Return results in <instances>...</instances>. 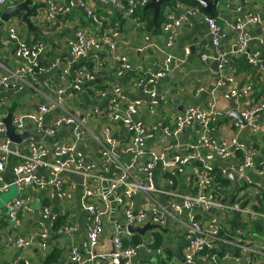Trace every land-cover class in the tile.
Segmentation results:
<instances>
[{"label":"built area","instance_id":"obj_1","mask_svg":"<svg viewBox=\"0 0 264 264\" xmlns=\"http://www.w3.org/2000/svg\"><path fill=\"white\" fill-rule=\"evenodd\" d=\"M35 1L40 4L38 13L37 9H33L32 17L37 20L41 18L42 22L57 26L62 22V18L70 15L74 8H78L83 10L92 22L93 31H87L82 25L75 27L73 37L67 40L71 60L63 63L58 75V84L43 80V88L40 89L33 81L38 75L48 71L39 60L45 49L44 42L38 40L27 45L20 37L16 24L8 27V36L15 44L14 52L20 63L0 73V94L3 91L20 94L24 89H29L39 97L40 102L34 109L21 110L13 115L11 113L15 132L21 134L26 131L32 136V139L25 143L13 142L6 136L3 119L8 111L0 113V195L7 192L11 185L19 195L6 203L7 217L17 221L19 213L40 215L42 223L41 232L38 234L42 239L40 247L45 250L47 244L44 239L48 236V227H45L44 223H48L47 220L53 221L54 217L50 214L48 206L35 207L30 199L25 201L20 195L50 188L51 197L65 200L68 197V189H74L78 184L81 205L85 210V238L82 250L77 246L70 248L71 264H119V259L124 260L123 264H135L134 259L140 252L155 253L160 257L164 252L163 245L152 248L153 233L164 232L168 228L173 235L175 233L183 238V264H264V227L261 229L263 232H258L254 223V220L264 219V213L254 208L258 205V198L264 195V187L252 182L249 173L254 170L262 175L264 166H256L254 150L244 147L235 136L217 138L211 134L212 121L223 114L217 109L215 101L210 100L206 107L184 106L168 125L138 120L136 115L143 109L144 102L139 98L126 99L122 94V83L119 81L127 72L135 70L126 56L117 53V40L121 31L97 13L95 3L89 0ZM149 1L97 0V3L121 11L137 26H143L144 21L139 20L138 10L145 7ZM213 1L214 6L226 10H242L236 0ZM6 2L7 0H0V9ZM175 7L181 11L178 14L167 13L160 23L161 32L169 34L165 45L159 48L164 54L163 61L154 70H150L146 78L130 80L129 88L148 96V114L153 115L157 106L155 82L171 70L170 63L177 61L174 65L177 66L181 61L168 52L174 44L175 29L191 18H197L207 26L213 50L212 53L202 52L200 59L204 62H216V86L228 85L230 96L237 99L246 96L251 99L250 107L237 110L244 122L237 120L233 123L234 127L264 134V122L260 119L264 113V99L255 100L252 83L237 86L236 71L232 64V59L243 58L247 64L258 66L260 71L264 72V61L259 58V51L248 49L250 37L244 33L247 26L261 22L259 12L247 13L222 24L219 23L218 17L202 11L197 5L178 1ZM228 28L236 31V35L231 48L226 50L221 46V40L226 36ZM203 47H207V44L204 43ZM103 49L109 60L120 61V65L113 70L114 82L89 91L87 85L95 82L102 72L101 66L96 64L79 65L73 70L72 78L68 79L70 64L74 60L83 59L88 54L95 57ZM183 52L185 56L189 55L190 46L186 45ZM59 65L61 62L56 59L54 66ZM84 93L93 95L98 101L85 106L80 112L76 108L83 103ZM67 99L73 103L69 104ZM6 105L7 99L0 97V107ZM52 111L57 113L44 124L45 115ZM100 114H103V119L94 131L91 124L98 121ZM118 122L125 125V135L122 145L118 148L119 153L116 154L113 150V145L117 142L114 127ZM194 124L199 127L200 135L195 141L185 143L182 148H179L178 144H169L162 147L163 150L158 155L147 146L148 140L160 135L176 139ZM63 127H70L67 136L59 141H48ZM86 136L88 140L96 143L94 154L91 145L89 153L81 149ZM202 151L220 160L235 156L237 191L231 195L226 191L223 180L227 179L228 170L217 169ZM119 154H130V160L121 162ZM11 155L17 156L19 162L8 169L7 160ZM63 155L66 157L62 160ZM160 160L167 164L162 171L161 180L169 189L162 191L161 197H158L161 191L156 187L154 168ZM188 166L189 173L186 170ZM39 169L44 175L39 174ZM171 174L184 176V192H177L173 188L175 181ZM66 175L80 180L75 183ZM107 175L109 178H106ZM102 182L107 183L105 192ZM116 190L119 192L115 203L122 226L120 233L112 238L113 252H101L97 247L104 230V218L110 209L107 194ZM135 196L141 198L140 205L135 206ZM233 219L237 220L235 228L230 227ZM239 222L246 223L243 225L245 231L240 229ZM146 223L153 224L154 228L146 230L144 235H141V240L131 244L123 242V239H128L132 234H138L128 232V225L142 227ZM64 229L70 233L76 230V226L67 224ZM8 242L18 248L28 247L34 244V234L26 237L13 236ZM10 264L22 263L14 259ZM166 264L174 262L169 260Z\"/></svg>","mask_w":264,"mask_h":264},{"label":"crops","instance_id":"obj_2","mask_svg":"<svg viewBox=\"0 0 264 264\" xmlns=\"http://www.w3.org/2000/svg\"><path fill=\"white\" fill-rule=\"evenodd\" d=\"M21 1L23 0H7L5 5L0 9V14L4 8ZM32 1L34 2L32 4V9H37L38 13L40 4L35 0ZM89 1L95 3V11L97 13L103 15L111 22L113 27L121 31V35L117 40V53L126 56L135 70L127 72L124 77L119 79V81L122 83V94L126 99L133 100L139 98L144 102L143 109L138 115H136L138 120L152 121L154 123L159 122L162 125H168L184 106L199 105L206 107L210 100H214L217 109L222 111L223 114L212 121L210 125L211 134L217 138L235 136L244 147L252 148L254 150L256 166H264V134L254 133L246 128L238 130L233 125L237 120L230 117L232 110L237 111L250 107L251 99L246 96H240L238 99L230 96V86L228 85L217 87L215 84V79L218 76L216 62L213 60L204 62L200 59L202 52L212 53L213 51L209 42L208 29L205 23L197 18H191L188 22L181 24V26L175 29L174 44L168 52L176 58H180L181 61L177 66H174L177 61L170 63L169 67L171 70L164 77L155 82L157 106L153 115H150L147 110V105L150 99L139 90L130 89L129 82L132 79H138L141 77L146 78L148 72L154 70L158 64L163 61L164 54L159 51V48L165 45L169 34L161 32L160 25L157 33L153 34L148 32L146 29V22L143 20L140 13V15L138 14L140 18L139 20L144 21L143 26H137L130 20V18L124 16L121 11H117L109 5H100L97 3V0ZM178 1L180 0H171L169 3L167 2L163 5L161 8V18L164 19L167 13L178 14L181 11L179 8L175 7L176 2ZM236 2L242 7L241 12H235L214 6L211 15L218 17L219 23L225 24L244 14L256 11L259 12L261 15V22L257 25L247 26L244 29V33L250 37L248 49L250 51H259V58L264 61V0H236ZM196 5L199 6V4ZM200 9L204 11L201 7ZM9 19L6 23L0 21V73L16 67L20 63V59L14 52L15 44L8 36V27L12 24H16L19 35L24 40L25 44H33L38 40L44 42L45 49L40 55L39 60L43 66L48 68V71L45 74L38 75L33 81L34 85L40 89L43 88V80H49L53 84H58V75L63 63L71 60V56L68 53L67 40L73 37L75 27L82 25L87 31H93L92 22L85 16L83 10L78 8H74L70 15L62 18V22L59 25L57 24V26L42 22L43 20L41 18L37 20L36 18L31 17L30 21L33 29H29L21 16ZM235 35L236 31L228 28L226 30V36L221 40V46L226 50L230 49L234 42ZM204 43L207 44V47L205 48L203 47ZM186 45L190 46V53L187 56H185L183 52V48ZM56 59L61 62V65L57 67L54 66ZM93 64L101 66L102 72L95 80V85L92 83V85H87L89 91L105 87L109 83L114 82L113 70L120 65V61L109 60L104 49L99 51L95 57L93 54H88V56L83 59L74 60L70 64V74L68 75V79L72 78L73 70L79 65ZM232 64L236 71L235 80L237 86L240 87L247 82L252 83L255 100H263L264 72L260 71L258 66L247 64L243 58L232 59ZM84 94L85 95L82 96L83 103L76 108L80 112L84 110L85 106L92 104L94 101H98L93 95L88 96V94ZM0 97L7 99V105L0 107V113L8 111V114L12 113V115L21 110L34 109L39 103V97L29 89H24L20 94L3 91V93L0 94ZM67 102L69 104L73 103L70 99H67ZM56 113L57 111H52L46 114L44 124H47ZM102 119L103 114H100L98 121L91 124V128L94 131L97 129V125ZM260 119L264 122V113L261 115ZM114 131L117 135V142L113 145V150L114 153L117 154L119 153L118 148L122 145V140L124 139L125 125L122 122L116 123ZM69 133L70 127H63L57 132L54 138L48 139V141H59ZM199 135L200 129L194 124L190 128H186L176 139H170L160 135L159 137L148 140L147 146L158 154V152H162L161 150L163 149L161 148L164 146L178 144L179 148H182L185 143L195 141ZM90 141L91 140H88L86 136L81 145V149L87 153L91 152ZM202 153L206 156L209 155L206 151H202ZM209 156L211 157L213 155L210 154ZM119 159L121 162L126 163L130 160V154H119ZM235 161V156H231L225 160L214 158L210 161L217 169L225 168L228 170V177L226 180H223V184L224 188L230 195L238 189L236 175L234 173ZM18 162L19 158L17 156H9L7 160V168L10 169ZM166 166L167 164L160 160L156 163L154 168V178L157 182L156 187L161 191L158 193V197H161L160 195H162V191H167L169 189V186L161 180L162 171ZM115 169L116 168H114V170ZM186 170L187 173H189L190 167L188 166ZM38 172L39 174L44 175V172L41 169H39ZM249 173L252 182L264 187V174H257L254 170ZM109 175H107L106 178H109ZM171 175L175 181L173 188L176 189L177 192H184V176L180 174ZM63 176H65V174H63ZM66 177L75 183H78L80 180L79 178L70 175H66ZM102 186L105 192L107 189V183L102 182ZM118 192L119 191L116 190L107 194L110 209L104 218V230L100 235L99 245L97 247V250L101 252L110 251L113 236L119 234L121 230L122 221L117 210L118 206L115 203V197ZM4 193H6L5 197L0 199V264H10L14 259L20 260L22 264H48L46 262V256L54 249L60 251V257L54 264H71L70 248L72 246H77L79 250H82L81 246L85 238V210L81 205L78 184L74 189H68V197L65 200H61L55 196L51 197L50 188L20 195L25 201L30 199L35 207H41L42 205L48 206L50 214L54 217L53 221L47 220L48 223L43 222L44 226L48 227V236L44 239L47 244L45 250H42L40 247L42 239L38 234L41 232L40 228L42 223L40 215L37 213L23 212L18 214L17 221L10 220L5 213L6 203L19 195L18 191L11 187ZM2 194L0 197H2ZM133 201L135 206L141 204V198L139 196H135ZM255 207L259 208V205ZM257 211L264 213L262 209ZM60 215L65 217L64 222L58 227H54V222L57 216ZM258 222H260L259 225L261 227H264V219L254 220L256 226H258ZM247 223L250 224V222ZM67 224L75 225L76 230L70 233L65 232L64 226ZM245 224V222H239L240 229L243 231H245L243 228V225ZM236 226L237 220L233 219L230 222V227L235 228ZM169 230L171 229L168 228L164 231V252L160 257L167 258L169 256L167 262L172 260L174 264H183V238L180 235H175V233L173 235V232H170ZM255 231L256 230H253V232ZM258 232L263 231L258 230ZM29 234H34V244L31 246L18 248L12 246L8 242L13 236L26 237ZM245 235L246 234H244V236ZM166 252H170V254ZM157 257L158 255L155 253L145 254L140 252L134 259V263L152 264Z\"/></svg>","mask_w":264,"mask_h":264},{"label":"water","instance_id":"obj_3","mask_svg":"<svg viewBox=\"0 0 264 264\" xmlns=\"http://www.w3.org/2000/svg\"><path fill=\"white\" fill-rule=\"evenodd\" d=\"M169 0H150L149 3L145 6L146 8H150L152 10V21L155 23L156 20L159 17L161 5L163 3L168 2ZM191 3L199 4V6L207 13L212 14L213 13V7H214V1L213 0H186ZM32 0H23L17 4H12L6 8H4L0 14V21L6 22L10 17L12 16H21L24 23L28 26L29 29H31V21L30 18L33 16L34 11L32 9ZM216 80V79H215ZM40 102V99H38ZM36 108V106L34 107ZM230 117L235 118L239 122L243 123L244 120L240 113L236 110H232ZM5 126H6V136L13 142L16 143H25L28 140L32 139V136L29 135L26 131L17 134L14 129V125L12 123V117L9 113L4 119H3ZM90 145L92 146V153H95L96 143L90 141ZM160 152H158L159 155ZM65 155L61 156V159H65ZM208 159L211 161L215 158V156H207ZM154 228L153 224L146 223L142 227H137L133 225H128L126 227L127 231L130 233H138L140 235H144L146 230H150ZM113 249L109 251V253H112ZM124 260L119 259V264H123Z\"/></svg>","mask_w":264,"mask_h":264},{"label":"trees","instance_id":"obj_4","mask_svg":"<svg viewBox=\"0 0 264 264\" xmlns=\"http://www.w3.org/2000/svg\"><path fill=\"white\" fill-rule=\"evenodd\" d=\"M170 1L171 0H169L168 3ZM180 1L191 3V2H188L186 0H180ZM166 3H163L161 5V8ZM191 4H195L196 5V3H191ZM138 12L142 15V18L146 22L147 31L151 32L153 34L157 33L159 31V25H160L161 21L163 20V18H161V16H162L161 15V9H160L159 17H158V19L156 20L155 23L152 21L153 13H152V10L150 8L142 7V8H140L138 10ZM92 84L95 85L94 82ZM263 203H264V195L262 197L258 198L259 208L255 207V209H257V210H261L262 209L264 211ZM64 219H65V217L63 215L57 216L53 226L54 227H58L62 222H64ZM259 224H260V222L257 223V225H258L257 228H258V230H261L262 227ZM153 234H154V243L152 244V248H157L158 246L163 245L164 244V236H165L164 232H154ZM139 240H141V235L132 234L128 239L127 238L123 239V242L125 244H131V243H136ZM166 253H168V252H166ZM168 254H170V252ZM59 257H60V251L54 249L46 256V262L48 264H54L55 262H57ZM168 257L165 258V257H159L158 256L157 259L152 264H166L167 260H168Z\"/></svg>","mask_w":264,"mask_h":264},{"label":"rangeland","instance_id":"obj_5","mask_svg":"<svg viewBox=\"0 0 264 264\" xmlns=\"http://www.w3.org/2000/svg\"><path fill=\"white\" fill-rule=\"evenodd\" d=\"M138 14H139V12H138ZM139 15H140V14H139ZM15 17H19V16H12L10 19L15 18ZM10 19H9V20H10ZM143 20H144V19H143ZM6 22H8V21H6ZM6 22H5V23H6ZM12 23H15V22H12ZM11 188L13 189L14 186L11 185ZM5 194H6V193L2 194V197H0V199L4 198V197H5Z\"/></svg>","mask_w":264,"mask_h":264}]
</instances>
